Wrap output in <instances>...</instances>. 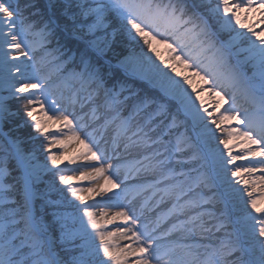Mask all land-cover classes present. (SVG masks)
<instances>
[{
	"label": "snow or ice",
	"instance_id": "obj_1",
	"mask_svg": "<svg viewBox=\"0 0 264 264\" xmlns=\"http://www.w3.org/2000/svg\"><path fill=\"white\" fill-rule=\"evenodd\" d=\"M262 25L264 0H0V264H264ZM29 121L87 163L52 172Z\"/></svg>",
	"mask_w": 264,
	"mask_h": 264
},
{
	"label": "rangeland",
	"instance_id": "obj_2",
	"mask_svg": "<svg viewBox=\"0 0 264 264\" xmlns=\"http://www.w3.org/2000/svg\"><path fill=\"white\" fill-rule=\"evenodd\" d=\"M252 22H253L252 21V18L249 17V21H247V23H252ZM261 27H264V25H262ZM257 30H259V29H257ZM155 47L157 48V50L159 51V53L161 54V56L167 58V51H168L167 49H165L162 45H155ZM178 69L184 70L183 67H180ZM198 83H199V81H198ZM225 107H226V105H225ZM49 114H51V113H49ZM30 125H31V121H29V127L17 129L14 134L17 135V136H19L22 140L25 141V145H24L25 147H27L29 149L35 148V150H36V156H37L38 160L41 163H45V162H47L46 161V157L48 155V152H46L44 150V148H43V144L45 142L43 140V137L40 134H38L37 132H35V130ZM179 130L180 131H183V128H181ZM4 131H8V129L5 128ZM61 131L66 132L67 129H62ZM48 135H50V136H52V135H59V133H57V132L56 133L55 132L54 133L48 132ZM33 137L35 138L34 140L32 139ZM72 143H75V142L73 141ZM51 150L54 153H59L62 149L61 148H53ZM79 150L80 151H83L82 146H79ZM68 161L69 160H67L65 163H68ZM47 163H48V167L50 169H52V172H58L60 169L67 170V169H70V168H77V167L80 166V165L77 166V165H74V164H66V165H61L60 164L59 167H53V165L50 162H47ZM257 175H259V174H257ZM44 178H45L46 181L53 180L54 179L55 180V183H56V186L58 188H67L68 187L67 185L60 184L59 179L56 178V177H52L50 174H46ZM70 183L72 185H74V186H88L89 185V183H87L85 181L84 182H74V180H72V181H70ZM46 186H47L46 184L40 185L41 188H44ZM237 187H239V185H237ZM112 191L114 193L116 191H119V189H113ZM111 194L112 193H109V195H111ZM257 194H259V190L258 189H257ZM65 195H67V193H65ZM50 198H52V199H59L60 197H59V195L56 192H52L51 195H50ZM68 198L69 199H72L70 196ZM103 199L106 200L107 197H104ZM245 199H246V197H245ZM98 200H100V197H99V199L98 198L96 199V201H98ZM96 201L89 202V204L95 203ZM75 202L76 203H79V201H75ZM216 206H215V209H214L215 211H216ZM220 206H221V210H222L223 206L222 205H220ZM207 207L211 208L212 206L209 205ZM97 211H99V210H97ZM219 212L220 211H217V214H219ZM119 223H120L119 221H114L112 224H109L108 227L114 229ZM216 235L217 236H222L223 233H217ZM97 243H98V241H97ZM121 243H127V241H123Z\"/></svg>",
	"mask_w": 264,
	"mask_h": 264
},
{
	"label": "bare ground",
	"instance_id": "obj_3",
	"mask_svg": "<svg viewBox=\"0 0 264 264\" xmlns=\"http://www.w3.org/2000/svg\"><path fill=\"white\" fill-rule=\"evenodd\" d=\"M163 57V56H162ZM165 58V57H164ZM178 71H181L183 72L185 75H191L190 72H185L184 70H180L178 69ZM195 83H198V80L197 81H194ZM205 97H207V94H205ZM60 129L62 130V126L60 124H49L48 125V132H52V133H59L57 130ZM69 147V151L63 156V159H62V162L60 163L61 165H66V164H69V163H65L67 160H70V159H76L80 156L81 152L79 150V145H76L75 143H72L71 145L68 146ZM53 148H61V146H53ZM235 154V153H234ZM87 162L85 161H81V160H77V163L74 164V165H82V164H86ZM237 163H240L239 161ZM244 163H247V161H245ZM85 182L89 183L88 181L84 180ZM84 181H81L79 179H74V182H84ZM99 199V197H96L95 200H92V199H89L88 200V203L89 202H93V201H96V199ZM101 199V197H100ZM216 211H221V206L219 204H217L216 206Z\"/></svg>",
	"mask_w": 264,
	"mask_h": 264
}]
</instances>
